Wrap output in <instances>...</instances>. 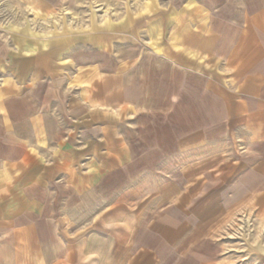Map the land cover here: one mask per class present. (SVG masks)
<instances>
[{
  "label": "crops",
  "instance_id": "obj_1",
  "mask_svg": "<svg viewBox=\"0 0 264 264\" xmlns=\"http://www.w3.org/2000/svg\"><path fill=\"white\" fill-rule=\"evenodd\" d=\"M154 19L144 44L75 41L61 59L47 41L0 47V236L48 222L52 193H90L134 162L152 244L132 264H264V0H186ZM161 123L171 150L133 149L127 135ZM176 154L182 169L154 174Z\"/></svg>",
  "mask_w": 264,
  "mask_h": 264
},
{
  "label": "rangeland",
  "instance_id": "obj_2",
  "mask_svg": "<svg viewBox=\"0 0 264 264\" xmlns=\"http://www.w3.org/2000/svg\"><path fill=\"white\" fill-rule=\"evenodd\" d=\"M175 1L0 0V47L4 50L10 48L21 51L25 43L39 47L41 41H47L49 49L58 52L68 49L75 41L81 49L89 44L103 42L112 46L121 43L144 44L148 37V25L157 20L154 18L158 17L160 12L174 11V8L179 11L185 6L186 0ZM166 17V25L161 34V41L165 43L168 31ZM27 31L37 36L31 37ZM61 51L58 59H61ZM159 69L161 75L167 73L162 64ZM166 85V82H161V87L165 90ZM160 125L162 129L155 131L154 136L150 133V137H147L146 133L138 137L135 132L127 135L133 149L136 150V145L139 144L138 138H143L145 143L153 138L160 145L161 156L171 150L172 147L168 144L171 143L173 132L167 130L165 124ZM175 133L177 136L180 132ZM138 150L142 151V148L138 147ZM144 151L146 152V148ZM176 155L174 163L158 164L154 174L164 176L168 170L177 172L182 169V156ZM198 164L193 166L197 167ZM137 169L134 162L125 164L90 193L85 190L72 193L71 189L66 188L56 195L52 193L49 196L48 208L41 215V218L45 217L48 222L41 224L42 221H39L40 224L33 226L30 231L19 228L14 231L17 232L16 236L13 233L3 236L8 228H1L0 264H39L41 253L46 264H132L133 261H142V257H135L152 244L149 237L151 227L147 225L150 222L146 218L149 210L144 204L149 202L151 196L136 194L137 189L141 190L143 185L135 181L137 174L141 173L137 172ZM149 181L153 182L149 184L150 187L158 182L159 186L165 185L162 179ZM139 205L141 210H137ZM110 206L113 209H110ZM38 216L36 218V215H32L33 223L38 222ZM28 231L31 232L33 241L21 242L23 238H29ZM109 237L112 238L113 244L107 249L106 240ZM244 245L246 244H235L241 250ZM95 249H99L100 253L104 252L107 258L102 257L100 253L93 258L90 252ZM261 261L256 258L254 263L263 264ZM173 262L170 258H163L153 259L150 264Z\"/></svg>",
  "mask_w": 264,
  "mask_h": 264
}]
</instances>
